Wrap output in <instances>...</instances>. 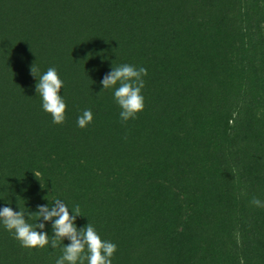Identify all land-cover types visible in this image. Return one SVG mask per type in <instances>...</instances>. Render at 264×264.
Masks as SVG:
<instances>
[{"label":"trees","instance_id":"trees-1","mask_svg":"<svg viewBox=\"0 0 264 264\" xmlns=\"http://www.w3.org/2000/svg\"><path fill=\"white\" fill-rule=\"evenodd\" d=\"M71 1L0 0V64L17 63H10L15 53L8 60L4 57L10 44L42 38L54 22L58 23L57 30L64 29L62 21L77 16L78 9L70 7ZM89 1L103 6L110 18H114L117 44L104 48L109 62L96 59L101 47L86 45L83 52L92 48L95 52L91 51L88 57L79 56L80 63L100 66V82L106 75L102 68L122 57L129 65L146 68L148 75L143 77L145 87L142 89L144 110L137 118L122 122L121 108L114 97L115 88L103 91L98 81L92 90L79 91L80 95L87 96L85 100L75 99V111L69 113L72 116L61 125V130L52 129L51 133L46 129L50 127L48 122L31 131L25 130L14 115L20 123L17 129L12 125L4 130L0 127V209L7 206L18 212L21 208L28 219L27 213L37 212L40 205L51 207V202L57 198L68 204L70 215H75L71 207L78 205L81 216L76 217L77 227L84 228L91 222L103 240L117 245L112 264H215L211 262L221 261L236 264V260L237 264H264V207L251 203L254 197L264 201V164L259 162L264 146H258L254 139L256 135L264 136V115L263 120L256 121L255 129L249 128L245 121L246 112L253 108L256 100L257 83L253 84V78L248 82L244 78L229 89L210 136L206 140L195 138L190 134L192 131H206L205 123L198 119L204 117L191 109L193 127H188L182 115L171 114L173 103L168 100V94L174 83L170 82L173 78L166 76L162 64V58L189 56L187 50L195 22L182 20L178 13L187 5L185 0ZM81 3L78 0L76 4ZM155 28L175 36L169 41L170 45L162 39L150 42L145 38L149 33L155 34ZM128 32L131 36L134 32L146 33L136 37L142 39L141 61L136 55L137 47L130 49L117 42L127 38ZM24 36L31 39L23 40ZM52 37L60 41L56 32ZM244 37L251 38L247 30ZM84 40V36H79L73 46ZM238 61L243 67L242 63H248V58L240 55ZM185 63L191 70L199 67L196 58L190 57ZM64 81L67 85L72 83L66 75ZM84 83L90 85L91 81L81 79L77 84H70L71 91L82 88ZM86 109L92 111L93 122L80 128L77 119ZM7 112L5 106V114ZM115 125L118 127H112ZM66 129L70 143L62 146ZM216 140L218 143H213ZM185 151L201 153L199 160L184 168L192 179L203 171L205 178H198L199 182L191 185H181L179 178H174L182 161L193 159L184 155ZM221 178L227 179L225 191L220 189ZM210 185L212 191L216 188L214 196L206 191L198 195L200 188L206 190ZM208 199L214 206L209 214L201 203ZM54 219L39 221L46 227L37 229L47 232L50 240ZM37 222L35 214L28 219L33 226ZM225 229L234 231L230 238L233 249L220 246ZM70 243L65 238L56 248L51 243L43 249L25 248L0 222V264H56L63 254V244Z\"/></svg>","mask_w":264,"mask_h":264},{"label":"rangeland","instance_id":"rangeland-1","mask_svg":"<svg viewBox=\"0 0 264 264\" xmlns=\"http://www.w3.org/2000/svg\"><path fill=\"white\" fill-rule=\"evenodd\" d=\"M77 1L72 0L70 2V7L78 9L77 16L73 20L72 18L63 20L62 26L64 29L57 30L58 23L54 22V25L49 26L50 28L46 30L42 38L31 39L24 36L23 40H31L10 44L7 48L4 57L8 60L15 53L16 57L10 63L12 64L14 61L17 63L10 65L9 62H2L0 64V127L2 130H4V127H9V125L17 129V125L21 123L25 130L29 128L28 130L31 131L44 122L50 123V127L46 129L51 133L53 132L52 129H55V131L61 130V125L65 124L72 116L69 113L75 111V99L82 98V100H85L87 96L80 95L79 91L92 90L94 86L101 83L99 79L101 74L100 66H83L80 63L79 56L87 55L88 57L91 51L95 52L93 48L99 46L101 51L96 59L109 62L104 54V48L109 44H112V46L117 44L114 42L116 39L114 32L118 29L114 18H110L109 11L103 6L92 3L89 0H79L82 3L77 6ZM185 2L187 5L178 13L182 20L195 22L192 26L195 32L192 33V41L187 50L189 56L183 59H175L173 56L167 58L168 60L162 58L165 74L168 78H173L170 82L174 83V87L170 89L171 93L169 92L168 94V100L173 103V106H170L172 109L171 114L173 116L182 115L183 121L187 126L193 127L190 110H197V114L204 117V119L201 117L198 119L203 120L202 124L205 123L206 131L198 132V130H194L190 134L195 138L199 136L200 139L206 140L215 128V117L218 115V109L221 103L225 101L224 99L229 89L240 84L244 78H246V82L253 78V84L256 85L257 83L258 93L253 108L245 114V121L249 123V128L251 126L255 129L257 126L256 121L263 120L261 117L264 115V80H262L264 75V0H185ZM71 14L72 16L74 15L73 10H71ZM164 16H162V19ZM238 17V20L242 19L240 22L237 21ZM32 26L35 25L30 27ZM35 29H38V27L35 26ZM245 30L249 33L250 39L246 37L243 39ZM55 32L60 41L52 37ZM140 34L144 35L146 33L134 32L131 36L128 32L127 38L124 37L117 41L124 43L126 48L137 47L136 55L139 57L138 61H141L142 57L139 53V48L143 45L141 44L142 39L139 38L138 40L136 38ZM81 35L84 36L85 40L79 44L75 43L76 47H74V40ZM172 37L175 36L163 34L157 28H155V34L149 33L145 35V38L150 42L152 39H157V42H161L160 39H162L168 45H170L169 41ZM86 45H91L93 48L83 52ZM240 55H245L248 58V63H242L243 67L240 66L238 61ZM190 57L193 60L196 58L199 62V67L196 70L185 67V62ZM60 62L62 63L60 64ZM127 62L129 61L122 57L113 65L120 66L127 64ZM53 63H57V66H54ZM58 64L60 65L58 66ZM34 65L38 69V75H42L50 67L55 68L63 81V88L60 94L67 106L66 120L63 124L53 123L52 116L44 111L42 107V98L38 95L35 87L38 83V77L33 76L31 72V68ZM113 65L103 67L104 71L102 73L108 74L113 70ZM243 68L244 70H242ZM248 71L250 72L249 74L247 73ZM64 75L68 76L72 82L70 84H77L81 79H87V82L89 80L91 84L84 83L82 88H78L74 92V89L71 91L70 84L67 85L64 81ZM37 105L40 106L35 107ZM5 106L8 108L6 114ZM14 115H17L20 123L16 121ZM119 125L122 126L121 124ZM112 127L117 128L118 125ZM259 127L260 124L257 128L259 129ZM122 130L124 131L125 129L122 128ZM64 131L65 140L62 146H67L70 143V134L67 129ZM134 131L135 129L132 130V132ZM178 132L181 136L184 135L181 129ZM248 132H252V130L248 129ZM256 137L254 139L257 145L260 147L264 146V136L260 138L256 135ZM218 141L216 140L213 143H218ZM76 144L78 143L74 145ZM240 144L241 141L239 142ZM91 148L97 150L93 147ZM174 152L171 151V153ZM185 154L193 159L182 161L177 177H173L179 178L181 185H191L194 182H199L198 178H205L203 171L199 174L197 173L195 178L192 179L184 168L188 169L192 163L199 160L201 153L185 151ZM259 155L261 157L259 162L263 161L264 164V152L259 153ZM165 170L170 173L169 169ZM221 179L220 189L225 191L227 179ZM211 187V185L207 186L206 190L200 188L198 195L201 196L206 191L214 196L216 188L214 192ZM210 201L208 199L204 203L201 202L208 209V214L212 213L214 209ZM183 203L181 201V206L184 205ZM200 206L203 210V206L201 204ZM205 215L203 213V216ZM225 230L224 241H221L220 246H226L228 250L233 249V242L230 241V238L234 231ZM200 241L199 239L198 243H201ZM231 262L230 264H233ZM211 263L222 264L226 262Z\"/></svg>","mask_w":264,"mask_h":264},{"label":"clouds","instance_id":"clouds-1","mask_svg":"<svg viewBox=\"0 0 264 264\" xmlns=\"http://www.w3.org/2000/svg\"><path fill=\"white\" fill-rule=\"evenodd\" d=\"M31 72L33 76L38 77L35 87L42 98L44 111L52 116L53 123L63 124L66 120L67 106L60 94L63 81L57 70L50 67L45 73L38 75V69L34 65ZM147 75V69L144 67L136 68L133 65L123 64L113 65V70L102 79L103 91L115 88L114 97L121 108L122 122L137 118L138 113L144 110L143 77ZM117 85L119 86L116 87ZM92 122L93 113L90 109L84 110L77 119L80 128H86ZM35 175L37 177L38 173ZM251 203L256 207H264V201L255 197ZM71 208L75 215H70L68 204L59 198L51 202V207L40 205L37 212L27 213L28 219L33 214L37 217L38 222L33 226L28 223V219H25L26 213L21 208L16 212L6 206L0 209V222L25 248L43 249L49 243L56 248L67 238L71 243L63 244V254L56 260V264H112L117 245L103 240L91 222L84 228H78L76 217L81 216L80 208L78 205ZM53 218H55L52 223L53 235L50 240L47 232L37 229L46 227L45 223L39 221L51 222Z\"/></svg>","mask_w":264,"mask_h":264}]
</instances>
